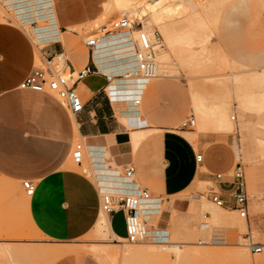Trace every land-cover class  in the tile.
Returning <instances> with one entry per match:
<instances>
[{"label":"rangeland","instance_id":"1","mask_svg":"<svg viewBox=\"0 0 264 264\" xmlns=\"http://www.w3.org/2000/svg\"><path fill=\"white\" fill-rule=\"evenodd\" d=\"M41 1L0 0V10L10 15L5 20L7 23L0 26L20 28L26 36L34 37L31 40L40 50L43 47L35 43L36 29H50V34L54 31L51 25L52 0H45L44 4ZM217 1L223 0H167L164 3L165 6L176 3L181 8V12H177L179 15L176 14L171 20L175 24L173 28L176 44L172 52L165 45L169 54L166 59L161 58V52H158L156 46L158 76L157 79L148 81L147 85L149 88L165 82L167 86L159 90L152 99L146 97L140 105L144 110L143 120L147 122L143 128L150 130L132 131L130 136L133 158L130 164L136 170L134 184L138 183L151 197L162 199L164 204L174 199L181 200L182 203L174 208L175 213L169 208L163 210L156 227L150 222L151 228L146 231L147 238L136 245H130L115 236L102 211L98 219L102 220L100 227H94L86 237L74 243H61L46 238L30 220L29 191L20 183L12 184L0 179V264H55L73 253L82 254L90 260V264H122L121 254L128 250L155 249L156 253L159 252L155 241L157 230L169 234V242L157 244L158 246L178 245L188 254L186 260L178 262L175 254L170 251L167 254L168 264H264V87L254 83L247 84L242 80V83H238L239 79L258 76L264 70V0H224L223 4L218 2L219 6L215 5ZM108 2L109 0H98L96 17L88 25L77 26L80 28L74 30L76 37H72L73 40L69 42V49L75 53L87 52L85 42L92 38L97 39V49L101 52L108 51L110 44L127 42L128 38L105 36L113 33L109 32L112 22L122 17L129 19L133 30L140 28L135 24H141L148 33L157 32L145 19L141 21L133 14L124 16L114 6L106 9ZM134 2L142 6L146 1ZM209 3L211 6L207 5ZM201 4L203 7H200ZM14 19L16 24L13 23ZM32 22L38 23L36 29L31 27ZM172 22L169 20V23ZM70 33L71 30L68 29V34ZM44 35L41 33L39 36ZM159 35L162 45L164 39ZM134 39H137L136 34ZM63 55L66 59L70 58L67 53ZM51 60L52 57L47 60L39 57L37 67L34 68L46 69V61ZM2 73L1 83L6 74H11L5 69ZM0 87V94L11 91L10 87L6 89V82L0 84ZM43 93L69 117H73L55 93H50L47 88ZM179 111L180 115L173 121L172 117ZM38 114L42 119L43 116L48 118V114L45 113V116L41 110ZM189 118L195 120V126L180 128V124ZM120 123L129 132L142 126L140 123H133L132 126L124 121ZM136 133L144 136L161 133L162 136L176 138L182 137V133H195L196 143L191 146L198 177L190 179L177 193L165 194L162 175L164 171L169 173L171 167H167L162 159L163 148L161 145L153 146L148 143L135 146L133 136ZM218 138L225 140L228 146L233 145L235 165L241 164L245 172L249 196L248 219L245 221L231 211L230 205L219 209L207 198L210 189L217 186L214 178H210L203 170L215 162L214 153L224 146L211 141ZM204 139L211 142L205 146L204 167L201 170L200 165L195 163V158L202 154L200 140L203 142ZM80 141L84 140L75 136L73 145ZM246 144L249 149L254 147L253 164L242 156L241 148ZM138 151L146 159L143 166L137 161ZM80 162L82 165L77 166V162L71 160L74 169L93 180L95 177L86 154ZM175 164L177 167L176 170L173 168V173L181 174L180 179L186 177L189 171L187 147L183 146L178 152ZM112 167L117 168L113 164ZM109 171L113 177L119 174L118 170ZM120 171L124 176V171ZM193 182L194 187H191ZM220 191L229 199L232 188L222 184ZM112 220L115 232L122 235L125 229L123 213H112ZM204 241L208 244H201ZM251 243L262 247L260 254L250 252L248 246ZM130 261V264H161L151 255L131 258Z\"/></svg>","mask_w":264,"mask_h":264},{"label":"crops","instance_id":"2","mask_svg":"<svg viewBox=\"0 0 264 264\" xmlns=\"http://www.w3.org/2000/svg\"><path fill=\"white\" fill-rule=\"evenodd\" d=\"M97 2L98 0H52L53 33L50 34V29L46 28L36 29L38 25L36 22L31 24V27L36 29L35 43L43 47L41 50L33 44V38L26 36L20 28L0 26V38L2 37L0 75L3 74V69L11 73L8 76L6 74L4 81L0 82V84L6 82V89L9 87L11 89L0 94V179L12 184L20 183L22 187L23 183H29V189L26 190L29 191L30 220L46 238L61 243H74L86 237L95 227L101 212L100 193L116 191L109 183L99 184L97 176L101 173L109 175L107 169L118 170L123 176L120 170L123 171L133 160L131 132L150 130L143 128L147 122L143 120L144 110L140 105L146 97L152 99L159 90L167 86L162 82L148 88V82L143 84L128 82L130 79L141 80L137 74L130 75L137 69L133 40L138 30L117 31L105 35L128 37L125 43L108 45L109 49L106 52H101L97 47L92 50L86 47L87 52L75 53L67 47L73 40L72 37H76L74 30L80 28L77 26L88 25L96 17ZM68 29L71 30L70 34ZM41 33L45 35L39 36ZM64 53L70 56L67 59L70 70L96 67L99 71V74L88 75L75 84V90L84 109L80 114L73 115V120L78 126V134L84 140L81 141L85 146L84 157L86 154L95 177L93 180L79 173L73 166L67 165L72 160L73 138L78 136L68 124L69 116L43 92L35 93L19 88L22 80L36 70L34 67H37L39 57L47 60ZM103 75H111L113 77L111 83H108ZM251 78H257V81L252 83L264 87V70ZM123 90H128V93L114 98L112 92ZM136 101L139 103L136 104ZM40 110L44 115L47 113L48 118L39 117ZM179 115L180 111L172 120L175 121ZM119 120L131 126L133 123H140L142 126L129 132ZM194 134L182 133V137L179 138L163 136L164 141L166 139L168 142L163 145L162 159L167 163V167L169 165L171 167L169 173L164 171L162 175V189L165 194L177 193L190 179L198 177L194 169L191 146L196 143ZM211 141L224 146L214 153L215 162L203 170L210 178L217 173L231 172L236 163L233 145L228 146L222 138ZM211 141L200 140L202 161L200 163L195 161L200 165L199 169L204 167L205 146ZM183 146L188 148L189 171L186 177L180 179L181 174L173 173V168L176 170L175 162ZM241 149L244 159L253 164L254 147L249 149V145L246 144ZM112 164L120 170L113 168ZM194 184L195 182L191 187H194ZM156 203L157 212L149 217L153 227H156L163 210L169 208L175 213V206L182 201L174 199L164 204L162 199L157 198ZM106 217L112 233L118 238L125 239V229L122 235L115 232L112 213ZM55 264H90V260L82 254L73 253Z\"/></svg>","mask_w":264,"mask_h":264},{"label":"built area","instance_id":"3","mask_svg":"<svg viewBox=\"0 0 264 264\" xmlns=\"http://www.w3.org/2000/svg\"><path fill=\"white\" fill-rule=\"evenodd\" d=\"M129 26V20L126 17H122L112 22L109 32L128 30ZM135 26L138 28L141 27L139 24ZM137 35V41L133 43L137 68L141 71L144 78L153 79L156 72L153 45L142 30H139ZM85 46L91 50L94 49L98 46L97 39H90ZM55 56L52 57L50 63L54 60ZM56 64H58V61L52 65L54 70L36 69L34 72L28 74L20 83V88L35 93H42L47 88L50 92L57 95L72 115H78L83 111L84 105L75 90V84L82 81L88 75L99 74V71L96 67L93 69L85 67L80 71H72L69 66L65 75H61L55 73V70L58 69ZM103 76L108 83L113 78L111 75ZM138 103L137 101L136 104ZM193 126L194 120L192 118L186 119L180 124V128L182 129H188ZM84 151L85 146L81 141L73 146L71 158L77 162V165H81L80 161L84 158ZM195 161L200 163L202 161V155H196ZM123 171L126 179L135 182L134 176L136 170L133 165L129 164ZM213 178L218 188L214 187L210 189L207 196L208 200L217 208H225L227 205H230L231 211L235 212L239 219L247 220L249 196L242 165L236 164L231 172L225 174L217 173L213 175ZM222 184L232 188L229 199L220 191ZM23 187L24 189H29V183H23ZM150 197L148 191L140 187H136L133 194L108 195L100 193L101 211L106 214L123 213L125 226L124 240L128 244H136L147 238L146 229L140 217V207L142 202L148 201ZM203 243L208 244L207 241L201 242V244ZM248 247L252 254H260L262 251V247L257 244L251 243Z\"/></svg>","mask_w":264,"mask_h":264},{"label":"bare ground","instance_id":"4","mask_svg":"<svg viewBox=\"0 0 264 264\" xmlns=\"http://www.w3.org/2000/svg\"><path fill=\"white\" fill-rule=\"evenodd\" d=\"M134 1L135 0H109L108 4L106 3V9L108 7H110V6H114L124 16H127L129 14H133L136 17L138 16L139 20H141V21L145 19L147 21V23L150 24V25H152V26H154V28L157 31V32H155L153 34V33H148L147 31H145V29L142 28V26L138 29V31L139 30H142V31L144 30L145 32H147V33H145L143 31L148 36L151 44L153 45L154 61H155V64H156V72H155V76H154L153 79H146V78H144V76L142 75L141 71L138 70L137 65H136V68L137 69L133 70L130 73V75H136V74L139 75V77H141V80L140 79H130V80H128L129 83H131V84H135V83H137V84L138 83L143 84L145 82L153 81V80L157 79V76H158L157 75V72L159 71V68L157 69V63H156V60H155V48H156V46H157L156 49L158 50V52H161L160 55H161V58H163V59H166L165 57L169 55L167 49L165 48L166 47L165 45L168 46V48L170 49L171 52H172V50H174L173 47L176 44L175 43L176 42V33H175L174 28H173L175 24H173V22L171 20H173L172 18L176 14L180 13L181 10L179 12L180 5L179 4H176V3L173 4L172 6H165L164 3L167 0H145L146 2L142 6H138V3H135ZM44 2H45V0H42L41 1V4H44ZM218 2L219 3L221 2L220 4H223L224 3V0L223 1H217V3L215 5L219 6L218 5ZM210 3L207 4V5L211 6ZM214 3H215V1H214ZM34 4H35V2H34ZM199 5H200V2L198 4V6ZM200 7H203L202 4H201ZM7 17H10V15L7 14V13H5L4 11L0 10V24L5 23L6 22L5 20H6ZM169 20H170V22H172V24L169 23ZM210 20H212V19H210ZM214 20H216V19H214ZM13 23L16 24L15 19L13 20ZM215 24H216V22H215ZM139 25H141V24H139ZM199 26H202V25H199ZM132 29H133V26H132V23H130L129 29L128 30H124V31H130ZM138 31H137L136 35L138 34ZM159 34H161L163 36V39H164V43H162V45H161V42H160L161 38H160V35ZM115 37L118 38V39H120V38L122 39L123 37L124 38H128L127 35H123V36L122 35H120V36L115 35ZM202 38H204V37L202 36ZM35 41H36V39H35ZM127 41H128V39H127ZM134 41L136 42L137 39H134L133 40V43H134ZM103 42H105V41H103ZM164 48H165V52H164ZM162 50H163V52H162ZM201 52H202V50H201ZM134 57H135V52H134ZM54 60L55 61H58V64H56V67L58 69L55 70V73H58V74H61V75H65V73L69 69V63H68V60L66 59V57H64L63 54H58V55H56L54 57ZM182 61H183V59H182ZM135 62H136V59H135ZM52 63L53 62L50 63V62H47L46 61V64L48 65V68H46V69L54 70L52 68V66H51V65H53ZM46 69H42V70H46ZM165 72H167V71L165 70ZM132 78H133V76H132ZM112 80H113V78L111 79V81ZM241 80L244 83L246 82L247 84H249V83H252L255 80L257 81V78L252 79L251 77H249V78H245L244 80L243 79H239L238 83H242V82H240ZM111 81H110V83H111ZM45 90L46 89H44V91ZM25 91H28V90H25ZM50 93H53V92H50ZM127 93H128V90L115 91V93L112 92V94L114 95V98L115 97H117V98L118 97H121L120 95H123V94L125 95ZM136 103H137V101H136ZM68 124H69L70 128L72 129V131L76 135L79 136L78 131H77V127L78 126L74 122L73 117H69L68 118ZM194 126H195V120H194ZM168 133H170V132H168ZM167 142L168 141H166V139L164 141L163 136H162L161 133L150 134L148 136H144L143 134L136 133L133 136V144L135 146H137V145L139 146L140 144L148 143V144L153 145V146L161 145V148H163V145L166 144ZM90 148L91 149H94V147H92V146H90ZM136 158H137L138 163H140V165L142 164V166H143V164L145 163V160L146 159L140 154L139 151L136 154ZM68 167H72L71 162L68 163ZM108 171H109V169H107V172ZM101 174H99L97 176V178L99 180V184L102 183V182L107 183V184L109 183L116 190L115 192H102V194H108V195L109 194L110 195L133 194L134 193V189L137 187V185H139L138 183H136V184L132 183L130 180L126 179L124 176H121L120 174H117V176H114V177L111 176V175L110 176L107 175V173L106 174L104 173V175H101ZM109 174H112V173L109 171ZM249 180H250V178H249ZM112 186H110V187H112ZM130 188H131V190H128ZM156 200H157V197L156 198L155 197H151L148 201L142 202L141 207H140V217H141V219H142V221L144 223V227H145L146 231H147V229H150L151 228V224H150L149 217L157 212V208H158L157 203L158 202L156 203ZM219 209H222V208H219ZM159 212H160V210H159ZM102 213H104V215H107L103 211H102ZM101 221L102 220H99L97 222V224L95 225L96 228L100 227V222ZM155 233H156V240L155 241H157L156 246L158 247V250L157 251L160 252V253L159 252H157V253H159V254H157L154 251L155 249L152 250V251H147V250H145V251L144 250H136V251H134V250H128V251L122 252V254H121L122 261H123L122 264H130L131 258H133V259L134 258L139 259V258L148 256V255L153 256L155 259H157V261L161 262V264H168L167 254L170 251L175 254V257L177 258L178 262L179 261H182V260H186L188 258V254L185 253L184 251H182L181 248L178 245L167 244V245H164V246H161V245L158 246L157 244H163V243H167L168 242V239H167L168 238V234L166 235L165 234V231H163V230H157ZM143 241H141V242H143ZM141 242H139V243H141ZM139 243H136V244H139ZM136 244H130V245H136ZM55 251H57V249Z\"/></svg>","mask_w":264,"mask_h":264}]
</instances>
